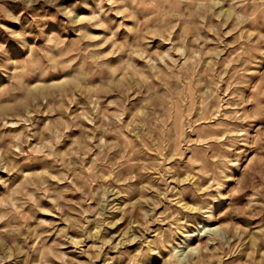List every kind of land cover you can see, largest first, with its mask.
Returning a JSON list of instances; mask_svg holds the SVG:
<instances>
[{
  "label": "rangeland",
  "instance_id": "374dc122",
  "mask_svg": "<svg viewBox=\"0 0 264 264\" xmlns=\"http://www.w3.org/2000/svg\"><path fill=\"white\" fill-rule=\"evenodd\" d=\"M0 264H264V0H0Z\"/></svg>",
  "mask_w": 264,
  "mask_h": 264
}]
</instances>
